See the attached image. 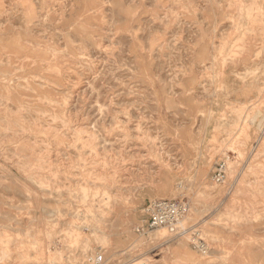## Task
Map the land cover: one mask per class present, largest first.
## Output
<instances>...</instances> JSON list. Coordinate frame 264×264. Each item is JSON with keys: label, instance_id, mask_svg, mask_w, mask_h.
<instances>
[{"label": "rangeland", "instance_id": "rangeland-1", "mask_svg": "<svg viewBox=\"0 0 264 264\" xmlns=\"http://www.w3.org/2000/svg\"><path fill=\"white\" fill-rule=\"evenodd\" d=\"M97 253L264 264V0H0V264Z\"/></svg>", "mask_w": 264, "mask_h": 264}, {"label": "built area", "instance_id": "built-area-1", "mask_svg": "<svg viewBox=\"0 0 264 264\" xmlns=\"http://www.w3.org/2000/svg\"><path fill=\"white\" fill-rule=\"evenodd\" d=\"M226 163L217 164L212 180L215 184L224 182ZM189 212L186 203L178 200L152 201L143 210L140 222L135 225L134 232L138 236L146 237L154 231L165 230L172 239H189L195 249L206 251V245L201 240L196 225L184 227L183 222ZM84 264H105L104 256L100 253L86 255ZM135 264H145L138 261Z\"/></svg>", "mask_w": 264, "mask_h": 264}]
</instances>
